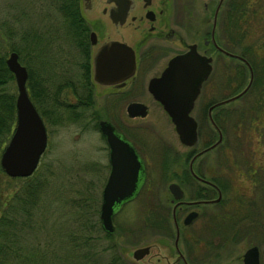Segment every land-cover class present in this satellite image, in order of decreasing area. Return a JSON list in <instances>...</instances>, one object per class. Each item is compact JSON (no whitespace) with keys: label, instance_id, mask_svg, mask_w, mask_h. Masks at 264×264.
I'll use <instances>...</instances> for the list:
<instances>
[{"label":"flooded vegetation","instance_id":"1","mask_svg":"<svg viewBox=\"0 0 264 264\" xmlns=\"http://www.w3.org/2000/svg\"><path fill=\"white\" fill-rule=\"evenodd\" d=\"M181 1L128 0L127 4L123 0L124 17L118 22L119 14L112 10L109 13L114 2L75 0L76 12L81 20L80 26H83L80 33L82 35L85 30L86 39L85 50L79 44L74 46L81 54L83 51L86 53V58L80 63V69L82 77L86 78L84 91L88 89L90 92L89 98L82 99L81 95L85 93L76 91L77 101L72 105L67 104L73 107H89L92 104L95 96L93 85L97 84L92 79L93 52L101 42L118 39L129 44L134 52V67L130 76L109 84H97L106 87L105 95L109 96L110 107L128 97L125 101V111L115 113L113 110L112 115L105 119L97 118V114L92 112L87 119V128L94 127L101 136L99 149L104 160L98 170L105 171V177L99 190V205L101 189L112 168L110 157L115 153V148L122 150L123 146L129 147L138 162L134 192L114 203L111 216L113 231L109 233L118 231L114 225L115 213L120 209L133 207L131 204L136 202L140 205L138 217L142 224L141 233L142 230L149 229L156 234L155 239L161 240L159 242L162 246H167L169 253H155L157 262L163 260L165 264H264V254L259 247V240L264 239V205L254 198L258 189L264 187V169H261L264 156L258 158L259 147L264 145V106L236 107L233 111L237 116L235 126L240 152L238 157V152L234 154L236 157L232 167L226 164L227 151L230 149H226V128L230 109L224 104L236 99L251 86L254 73L252 59L257 58L253 51L248 52L250 55L246 57L247 52L242 50L240 30L246 7L245 4L242 5V0H201V14L198 15L199 7L195 4L197 0H186L184 3ZM184 23L189 26L190 38L196 37V40L184 42L180 50L167 57L165 63L156 69L153 65L164 53L158 40H170L175 44L181 42L182 36L178 27ZM220 26L235 33V40L230 41L235 47L241 46L240 48L234 51L227 49L228 45H231L228 44L229 40L217 35ZM63 30L65 32V29ZM75 32H78V29L73 31ZM90 32L93 33V43L89 40ZM189 44H194L197 52L210 57V66L208 73L199 83L198 92L188 111L195 122V139L186 144L179 139L161 103L152 96L149 80L159 76L167 61L172 56L184 52ZM216 53L223 55L225 59L236 60L232 71L235 78H241L242 67L251 70L249 85L232 99L230 97L246 85L250 74L245 84L235 92L222 94L226 91V71L221 73L222 78H214ZM151 68L154 69L150 72ZM81 85L83 87V84ZM72 89L74 90V87ZM217 90L219 95L215 97L212 92ZM49 95L53 97L52 94ZM132 102L135 103L133 107H143L142 114H130L132 110L127 107ZM52 104L59 105L54 97ZM156 107H160L164 112L172 131L160 119ZM250 109L254 110L252 116L248 112ZM36 111L38 112L37 109ZM77 111L81 113L80 110ZM38 114L40 115L39 112ZM68 119L73 120L71 115ZM42 121L44 124V119ZM99 121H105L109 125L115 136L112 138L115 139V144L114 140L109 144L106 142ZM245 141H250V144L244 145ZM149 154L156 156L154 165ZM225 165L227 169H234L231 177ZM170 184L177 187L179 194L170 190ZM198 218L200 221L194 224ZM171 233V242L163 243ZM149 241L137 246L149 244ZM121 246L120 254L123 255L124 247L122 244ZM152 248L149 247L147 255L151 254Z\"/></svg>","mask_w":264,"mask_h":264},{"label":"rangeland","instance_id":"2","mask_svg":"<svg viewBox=\"0 0 264 264\" xmlns=\"http://www.w3.org/2000/svg\"><path fill=\"white\" fill-rule=\"evenodd\" d=\"M59 1L0 0V53L4 54L5 58L7 53L13 50L12 48H16L17 50L19 49V54L21 53L24 58H31L29 63L32 67V73L36 78H41V86L44 92L52 94L56 98L57 104H59H45L42 107L49 119V121L44 120L47 137L46 147L41 153L39 162L31 172L30 177L28 179L21 176L11 177L0 171V217H2L3 213L5 216L0 225V243L5 240L4 238L11 239L10 237L12 236L11 240H6L9 245V256L12 254L7 258V261L11 260L19 251H26L27 248L31 249L32 247L43 250L49 244L56 251L59 249L63 250L65 245L60 242V238L63 235L68 246L71 242V237L68 238L69 235L67 234L72 232L76 234L75 236L71 235L73 236L72 239L78 237L77 240L79 242L88 240L92 245L91 249L84 247L82 249L83 252L79 249L77 259L80 261H82L84 253H86L85 256H88L89 251L92 253L93 249L99 251V248L101 249L103 246L108 245L110 240L106 236V232L102 230L98 219L99 190L105 177V171L98 170L104 160L99 149L101 136L94 127L87 128V119L90 118L92 112L97 114V118L104 119L108 118L110 114L112 115L113 110H115V113L124 112L125 101L128 97L121 99L114 107H110L109 96L105 95L107 93L106 87L95 84L93 85L95 96H93L92 104L89 107L68 105H72L73 102L77 101L76 91H83L84 93L86 78L82 77V70L80 69V63L84 61V58L83 56L81 57L80 51L71 42L70 27L65 28L68 35H65L66 33L63 30V27L68 25L70 18H68V14L67 17L63 16L62 12L64 13V10L60 6ZM185 1L182 0L181 2L184 3ZM178 4L180 5V2ZM195 4L199 7L201 0L195 1ZM244 4L246 11L240 30L242 50L247 52L246 57L250 55L248 52L253 51L254 56L257 58L252 59L254 73L251 86L242 95L224 104L225 107L230 109L226 128V149L230 148L226 155L228 167L234 165V157H236L237 152L238 157L240 152V145L238 146L239 136L236 135L237 125L235 121L237 116L233 111L236 107L264 106V0H242V5L244 6ZM197 13L198 15L201 14L200 7ZM226 24L228 26V22ZM178 28L179 34L182 36L181 42L175 44L170 40H158L164 53L157 63L153 65L157 67L156 69H159L165 63L167 57L180 50L184 42L196 40V37L190 38L188 24L184 23L183 26ZM32 33H36L35 38L41 41L46 40L47 48L45 51L40 46L42 43L35 47L36 49L40 47V62L35 58V50L32 49L33 45L37 44L30 42L29 35ZM39 34L43 35L39 36ZM217 35L220 38L229 40L228 44L231 45H228V50L234 51L241 47H237L238 45L235 47L232 44L230 40H235V33L225 27L220 26ZM23 37H28V41ZM222 56L216 53L213 75L214 78H218V76L222 78L221 73L226 71V91L224 90L222 94L229 95L245 84L248 78V70L245 66L242 67L241 78H235V75H232V71L237 63L236 60L225 59ZM41 62L43 63L40 64ZM153 69L151 68L150 72ZM81 84H83V87ZM72 87H74V90ZM31 89L34 91L36 88L33 86ZM3 90L11 92L15 97L16 87L13 77L3 86ZM212 95L218 96V90L215 93L212 92ZM103 105L105 107H102ZM156 108L160 119L172 131V127L164 112L160 107ZM77 110H80L82 114ZM248 112L252 116L254 110L250 109ZM69 115H71L73 120L68 119ZM151 115H153V111ZM161 120L159 121L161 122ZM8 135L9 133H5L4 129L0 130L1 146ZM243 143L244 145H249L250 141ZM177 148L181 149L180 147ZM245 149L247 150V148ZM263 154L264 145H260L258 158L264 156ZM149 158L152 165H154L156 156L149 154ZM261 162L264 164V160ZM262 168L264 169V165H262ZM228 172L231 177L234 174V169H227ZM29 182L39 183L35 203L33 205L24 204L21 211L20 209L16 210L17 213L14 210L11 212V209L8 211L4 210L8 204L13 206L14 202L12 203V200L15 201V194L23 188L24 184ZM258 190L254 198L263 206L264 187H260ZM131 205L133 207L120 209L114 215V225L118 229L115 234L116 242L123 245V257L126 259L125 262L121 259V262L123 264H165L163 260L161 262L156 261L155 253L158 251L162 254L169 253L167 246L165 244L162 246L159 242L161 240L155 239L156 234H153L149 229H144L141 233L142 224L138 217L140 205L136 202ZM15 213L17 220H14ZM7 219H11L13 222L19 219L20 225L16 229L12 227V223L4 225L3 223ZM199 221L198 218L194 224ZM8 228H11V234L7 230ZM6 230L7 235L4 236ZM172 236V233L167 235V240H164L163 243L171 242ZM145 241L152 243L151 254H146L139 261L132 259L129 251ZM259 241H261L259 243L260 251L264 254V239ZM107 253H109L107 250L99 251L92 264H106L109 258ZM63 260L64 257L60 262ZM16 264L20 263L17 262Z\"/></svg>","mask_w":264,"mask_h":264},{"label":"water","instance_id":"3","mask_svg":"<svg viewBox=\"0 0 264 264\" xmlns=\"http://www.w3.org/2000/svg\"><path fill=\"white\" fill-rule=\"evenodd\" d=\"M114 2L110 11L119 14L118 22L124 17L123 0H106ZM128 4V0H125ZM110 17H112L110 15ZM90 43L94 42L93 33H89ZM210 57L195 50L194 44H189L186 51L172 56L157 77L149 80V89L157 99L174 125L179 139L190 144L195 139V122L188 111L198 92L200 81L209 71ZM7 69L12 73L16 95L15 123L12 132L0 152V166L9 176H27L36 166L38 157L45 146V129L42 119L28 97L25 88L26 68L17 59V53L9 51L4 59ZM134 67V52L129 44L118 39H107L101 42L93 52L92 79L97 84H109L130 76ZM246 85L231 99L241 94L249 85L251 70ZM101 86V85H99ZM228 98V99H230ZM127 107L130 114H142L143 107ZM101 132L106 142L115 139L109 125L99 121ZM115 137V136H114ZM111 147L113 146L110 144ZM118 151V152H117ZM112 168L101 189V201L98 218L106 232L113 231L111 216L114 203L129 197L135 189L138 162L133 151L123 146L122 150L115 148L111 155ZM114 168V169H113ZM170 190L177 193V187L170 184ZM152 243L139 245L129 251L134 260H141L149 251Z\"/></svg>","mask_w":264,"mask_h":264},{"label":"trees","instance_id":"4","mask_svg":"<svg viewBox=\"0 0 264 264\" xmlns=\"http://www.w3.org/2000/svg\"><path fill=\"white\" fill-rule=\"evenodd\" d=\"M59 3H60V6H62V9L64 10V13L62 12L63 16L67 17V14H68L69 15L68 18H70L69 23H67L69 26L67 25V26H64L63 28L65 29L66 27L67 28L70 27L71 33L69 35H71L72 37L71 39L72 44H79L83 47L82 49L85 50L84 46H85V39H86L85 38L86 31L84 30L81 35L80 28L82 27L81 29H83V26H80L81 20H80L79 15L76 12L75 0H60ZM75 29H78V32L73 33ZM65 33L66 35H68V32L66 29H65ZM35 34L36 33H32L31 35H29V37H30V42H32L33 44H37V45H33L34 47H32V49L35 50L34 52L35 58L38 59V61L40 62L41 61V55L39 56L40 47L38 49H36L35 47H38L39 46L38 44L42 43V45L40 46H42L43 51H45L47 48V45H46V40L41 41L38 38H35ZM43 34H39V36ZM23 38L28 41V37H23ZM12 49L18 53L19 61L23 63L27 69V79H26L25 84H26L27 92H28V95L31 101L33 102L36 109L40 113L42 119H44L45 121H49L48 115L47 114L45 115L42 107L45 104H52L53 97L50 96L49 93L46 94L44 92V89L41 86V83H42L41 78H38V77L36 78L35 75L32 73V67L29 63V59L31 58L26 59L22 56L21 53L19 54V51H18L19 49L18 50L16 48H12ZM82 53L83 54H81V56H83V58L85 59L86 58L85 51H83ZM42 63L43 62H41L40 64ZM84 69H86V65H84ZM11 78H12V74L7 69L5 62H4V54L0 53V130L4 129L5 133L6 132L10 133L11 127L14 122V114H15L14 95L9 91L3 90V86H5ZM33 86H35L36 88L34 91H32L31 89ZM89 92L90 91L86 89L84 91L85 94L83 93L84 95H81L82 96L81 98L82 99L89 98ZM49 111H51V109H49ZM1 144H2V141L0 142V150L2 147ZM0 171H2L1 168H0ZM29 177L30 175L24 178L28 179ZM38 187H39V183H36V182H31V183L29 182V183L24 184L23 188H21L19 192L15 194V201L12 200V203L14 202L12 204L13 206H11V204L10 205L8 204L6 206V209L4 210L8 211L11 209V212H13V210L18 211V209H20L21 211L24 207V204L33 205V203H35V199L37 196L36 191ZM16 213L14 214V220L15 219L17 220ZM4 217L5 216L3 213L2 217H0V225L2 224L4 220ZM18 221L13 222L11 219H7V221H5L3 224L6 225L7 223H12L13 224L12 227L16 229V227L20 225ZM10 229L11 228H8L7 230H9L11 234ZM7 230L5 231L6 233L4 236L7 235ZM10 234H9V237H10ZM72 234L73 236L76 235L73 232L67 234L69 235V237L67 236L68 238L71 237L70 239L71 242L68 246L66 245L63 235L61 236L60 242L63 245H65L63 250L59 249L58 251H56V249L51 248V245L49 244L46 246V249H43V250L34 249L35 247H32L31 249L27 248L26 251L25 250L19 251V253L21 252V254L18 253L14 255L9 261H7V258H9L12 254H10L9 256V245L7 244V241L11 240L12 236L10 237L11 239L4 238L5 240L2 243H0V264H16L17 262L20 264H45V263L48 264V262L49 264H62V262H64V264H85V263L92 264L94 262L93 260L95 259L96 254L99 251L103 252V250H107V252H109L107 253L109 258L106 264H123L121 262L122 260L125 262V260L122 258L120 254L122 246L121 244H119V242L118 243L116 242L117 241L115 238L116 232L114 234H110L106 232L105 233L106 236L110 239L108 242V245L103 246L101 249L99 248V251L97 250L98 252L95 251L94 249L92 250V253L91 251H89L88 256H85L86 253H84V255L82 256V261L77 259L79 249L81 250V252H83L82 249L84 247H87V249H91L92 245L89 243L88 240H81V242H79V240H77L78 237H76V239H72L73 238V236H71ZM39 251H42V252H39ZM63 257H64V260L60 262V260Z\"/></svg>","mask_w":264,"mask_h":264},{"label":"bare ground","instance_id":"5","mask_svg":"<svg viewBox=\"0 0 264 264\" xmlns=\"http://www.w3.org/2000/svg\"><path fill=\"white\" fill-rule=\"evenodd\" d=\"M195 50H196V48H195Z\"/></svg>","mask_w":264,"mask_h":264}]
</instances>
